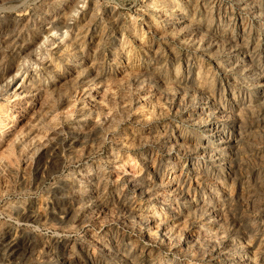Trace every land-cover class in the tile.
<instances>
[{"label":"rangeland","instance_id":"374dc122","mask_svg":"<svg viewBox=\"0 0 264 264\" xmlns=\"http://www.w3.org/2000/svg\"><path fill=\"white\" fill-rule=\"evenodd\" d=\"M0 264H264V0H0Z\"/></svg>","mask_w":264,"mask_h":264}]
</instances>
